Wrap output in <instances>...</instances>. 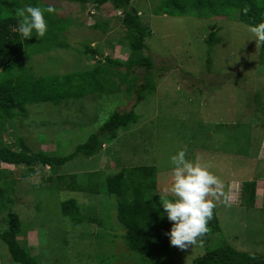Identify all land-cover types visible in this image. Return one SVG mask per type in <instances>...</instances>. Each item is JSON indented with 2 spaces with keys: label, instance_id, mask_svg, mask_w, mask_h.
I'll return each instance as SVG.
<instances>
[{
  "label": "rangeland",
  "instance_id": "1",
  "mask_svg": "<svg viewBox=\"0 0 264 264\" xmlns=\"http://www.w3.org/2000/svg\"><path fill=\"white\" fill-rule=\"evenodd\" d=\"M132 1L148 28L142 53L152 58L156 90L147 92L138 103L137 93L131 94L126 90L128 85H123L107 97L91 93L76 104H31L27 115L18 116L16 126L7 130L5 141L13 144L22 136L34 153L69 154L87 141L113 111H128L137 104L134 109L139 116L137 123L121 130L98 154L78 155L52 173L56 176L102 171L98 178L104 184L105 174L116 173L121 167L155 166L158 193L174 197L170 191L174 167L170 157L186 148V159L207 165L221 179L224 190L231 193V207L217 202L220 231L210 234L200 245L178 249L175 257L190 264L207 248L219 245L264 253V111L253 100L258 95L264 104L261 45L257 46L253 40L250 26L238 19L156 15L154 9L161 0ZM42 3L52 6L56 17L70 22L64 32L67 46L23 59V64L32 66L38 75L92 68L95 59L82 53L89 43L102 51V57L122 62L128 59L131 47L121 21L122 13L110 3L100 9L90 3L67 0ZM212 27L220 28L218 35L222 36L215 46L206 41ZM115 69L127 71L124 65ZM130 74L142 84L147 69L137 66ZM2 168L11 171L7 178H15L16 185L11 193L14 204L0 212L1 230L8 228V212L18 213L23 225L20 240L41 257L42 264H140L121 238L125 231L117 220L115 196H95L63 186L46 195L44 180L49 176L48 166L37 167L34 172L23 166L3 164ZM27 172L29 176H23ZM253 179L258 180V197L256 207L249 209L240 205L241 185ZM104 190L102 185L101 193ZM73 197L79 203L97 206L96 211L103 217L112 216L108 221L113 232L96 239L89 231L99 228L97 223L75 227L63 218L61 202ZM86 211L91 212L88 208ZM114 233L120 237L116 238ZM66 241L68 244H64ZM105 253L109 258L103 262L101 255ZM0 264H19L12 260L2 240Z\"/></svg>",
  "mask_w": 264,
  "mask_h": 264
},
{
  "label": "trees",
  "instance_id": "2",
  "mask_svg": "<svg viewBox=\"0 0 264 264\" xmlns=\"http://www.w3.org/2000/svg\"><path fill=\"white\" fill-rule=\"evenodd\" d=\"M42 1L0 0V212L14 204L12 194L15 188L13 186L16 185L15 178H7L11 171L2 168L3 164L23 166L32 172L36 171L37 167L48 166L49 176L44 180L47 185L46 195L56 192L57 187L63 186L66 189L87 192L90 195L116 197L117 220L125 231L121 238L126 248L135 255L138 263L183 264L181 259L175 257L179 248L172 246L166 235L171 229L172 222L167 219L166 214H162L164 209L160 204V196L168 199L174 197L158 193L155 166L121 167L116 173H106L103 177L104 181L102 180L104 184L99 181L100 176L103 175L102 171L56 176L52 173L54 169L60 168L78 155L92 157L98 154L104 144L111 143L119 136L121 130H128L131 125L137 123L139 116L134 110L137 104L128 111H113L87 141L77 145L75 151L69 154L34 153L22 136H19L13 144L5 141L7 130L16 126L15 120L18 116L27 115L28 106L31 104L40 102H52L59 106L76 104L91 93L107 97L120 90L123 85L125 87L128 85L126 90L131 94L137 93L138 103L145 98L147 92L156 90L151 73L152 58L142 53V49L146 47L144 39L148 34V28L143 24L139 15L140 10L132 0H67L81 4L90 3L98 9L110 3L114 9L121 11V21L127 30V39L131 47L125 62L108 56L102 57V51L89 43L84 45L82 53H89L90 58L95 59L96 63L85 71L38 75L33 71L32 66L23 64L24 58L31 59L37 53L61 48L63 45L67 46L64 32L69 27L70 19H60L55 13H45L48 30L44 37L37 38L33 33L31 38L25 39L17 31L16 10L25 4L40 6L42 9L49 6ZM154 13L238 19L253 26L264 21V0H161V4L154 9ZM214 28L212 27L206 39L210 46H215L222 41V36L218 35L220 28L213 30ZM261 51L264 52V45H261ZM120 65L126 66L127 71L115 69ZM137 66H145L147 69V76L142 84L138 83L136 76L130 74ZM117 77L119 80L116 79ZM253 100L264 111V104L262 100H259V96L255 95ZM23 176H29V172L23 173ZM102 185L105 186L104 193H101ZM241 186L240 205L254 209L255 200L258 197V180L244 181ZM40 204L39 201L37 206L39 207ZM262 207L264 209V200ZM60 208L63 218H67L75 227H82L90 222L97 223L99 228L95 227V230L89 231L96 239L103 234L109 235L113 232L108 221L112 216L109 217L106 214L107 216L103 217L99 211H96L97 206L91 203L89 205L79 203L73 197L63 200ZM87 208L93 213L89 214L86 211ZM217 214L214 208L213 217L208 223L209 231L201 241L207 240L210 234L220 231ZM6 220L8 228L1 230L0 227V240L7 245L12 260L19 264H42L41 257L32 253L20 240L23 225L19 214L10 211ZM114 236L120 237L117 233ZM201 241L197 244L200 245ZM101 258L104 262L109 257L105 253L101 255ZM190 264H264V253L238 251L230 245H219L207 248L205 253L194 258Z\"/></svg>",
  "mask_w": 264,
  "mask_h": 264
},
{
  "label": "clouds",
  "instance_id": "3",
  "mask_svg": "<svg viewBox=\"0 0 264 264\" xmlns=\"http://www.w3.org/2000/svg\"><path fill=\"white\" fill-rule=\"evenodd\" d=\"M55 11L52 6L42 9L31 4L18 8L17 31L25 39L31 38L33 33L37 38L44 37L48 30L45 13L54 14ZM249 30L256 45H264V21L250 26ZM186 153L187 149L181 148L170 157L174 165L170 191L174 198L160 196V204L164 209L162 214H166L167 219L172 222L166 235L172 246L182 250L195 246L208 233V223L213 217L217 202L231 207V193L224 190L221 179L207 165L186 159Z\"/></svg>",
  "mask_w": 264,
  "mask_h": 264
}]
</instances>
